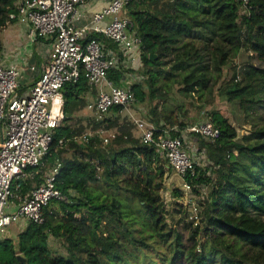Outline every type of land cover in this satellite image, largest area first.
Instances as JSON below:
<instances>
[{
  "label": "trees",
  "instance_id": "trees-1",
  "mask_svg": "<svg viewBox=\"0 0 264 264\" xmlns=\"http://www.w3.org/2000/svg\"><path fill=\"white\" fill-rule=\"evenodd\" d=\"M17 1L0 0V31L7 26L9 13L16 11ZM127 9L142 38V70L148 74V91L143 82L132 86L136 101L156 98L163 89L159 77L169 78L175 71L184 72L180 81L183 94L203 90L213 79L211 66L220 77L223 67L247 50L257 62L246 66L241 79L235 74L223 94L238 101L247 113L264 109V0L247 4L242 0H131ZM91 39L100 38L92 33L87 36ZM151 56L156 57L154 61ZM171 56L172 70L162 68ZM124 75L120 70L110 72L118 85L125 84ZM91 91L84 74L65 86V118L55 130L48 156L50 166L62 161L57 187L68 201L52 202L45 209V221L28 222L16 238L0 237V264H122L127 244L149 248L153 236L137 233V223L123 210L122 201L93 191L92 187L101 183L131 194L145 206L147 225L155 230L160 245L155 253L161 256L164 251L160 248L165 247L170 253L168 264H264V126L240 141L230 119L213 111L211 117L221 136L210 142L196 135L217 168L212 170L214 177L202 176L199 170L196 182L211 185L203 217L206 239L200 238L202 225L195 226L187 244L184 235L168 224L161 196L165 174L171 168L168 160L144 143L140 134L137 138L131 128L118 126L116 118L122 107H114L113 114L103 120L86 118V125L93 128L118 126L119 134L108 143L98 135L87 143L71 138L86 132V126L81 122L75 126L72 120L76 111L86 109ZM151 114L157 125L179 122L172 115L159 118L156 108ZM64 136L71 139L59 146ZM69 150L71 156H64ZM30 170L34 171L32 178L18 180L22 194L33 182L36 186L43 182L42 170ZM182 194L180 188H173L174 197ZM51 238L66 251L53 248ZM239 244L249 246L254 254L242 252ZM166 257H161L162 261Z\"/></svg>",
  "mask_w": 264,
  "mask_h": 264
},
{
  "label": "built area",
  "instance_id": "built-area-1",
  "mask_svg": "<svg viewBox=\"0 0 264 264\" xmlns=\"http://www.w3.org/2000/svg\"><path fill=\"white\" fill-rule=\"evenodd\" d=\"M130 1L111 0L92 16L89 24L82 23L81 10L88 0H18L16 11L9 13L7 25L12 21L27 25L31 42L47 40L51 48L44 61L27 63L26 68L19 64L22 48L14 51L16 55L12 59L4 46L0 48V236L11 224L25 227L30 221L43 223L45 209L52 202L68 201V196L57 187V175L62 167L59 159L48 167L43 182L26 194L20 192L18 184L19 179L34 176L30 169L41 170L48 166L55 130L65 118L64 88L67 84L77 82L84 74L92 90L100 87L86 107L95 120L111 116L114 107H122L124 111L136 102L132 86L143 81L136 71L141 59L142 38L127 15ZM108 17L110 21L103 23ZM91 29L102 34L104 39L87 40ZM4 56L8 57V63H3ZM114 70L124 72V85H118L110 77ZM25 72L36 74V77L28 84L32 82L31 90L21 92L25 87L22 86ZM134 123L143 142L155 147L168 160L181 179V191L196 195L195 199L187 198V203L192 209L193 226L202 225L205 208L198 203V192L208 184L198 183L196 179L200 176L199 170L202 176L214 177L212 170L217 166L207 150L193 146L196 144L191 139L200 135L215 142L221 136L220 128L211 116L176 131L175 127L137 118ZM98 136L104 143L109 142L103 129L98 130ZM92 137L93 134L86 131L71 138L87 143ZM71 138H60L59 146ZM201 161L204 168L199 166ZM162 194L165 199L164 191ZM165 194L174 196L173 189Z\"/></svg>",
  "mask_w": 264,
  "mask_h": 264
},
{
  "label": "rangeland",
  "instance_id": "rangeland-1",
  "mask_svg": "<svg viewBox=\"0 0 264 264\" xmlns=\"http://www.w3.org/2000/svg\"><path fill=\"white\" fill-rule=\"evenodd\" d=\"M127 14L129 15L128 9ZM7 26L0 31L1 48L3 47V43L1 42V40L6 38L8 30H10V28L12 27V25L8 27ZM15 55L16 53L9 52L8 57L9 59H12ZM8 57L4 56V58L2 59L3 63H8ZM19 57L21 58L23 57V55L19 54ZM168 60L169 61H167V64L164 65L162 68L166 70H172V66L174 65L173 56H171V58H169ZM250 62H257L256 59H253L252 52L247 50H241L238 55L233 58L232 62H229V64L223 67V71L221 72L220 77H217V73L213 72V68L211 66L213 79L207 88H204L200 91L198 90L188 92L187 95L181 92L180 81L182 75L184 74L183 71H175V75L170 76L169 78H165L161 75L159 77L158 84L161 85L163 89L156 93V98H147L143 102L136 101L129 105V109L132 108L130 109V113L127 109H125L120 113L118 118H116L118 126L123 125L127 126L128 128H131L133 135L138 138L140 133L136 124L134 123V119H142L148 123L154 124L151 120V117L153 116L151 112L155 108L158 112L157 115L159 118L161 117V114L172 115L174 118L177 117L179 121L178 123L172 125L162 123L165 124L164 126L169 128L175 127L176 129L174 131H176L177 129H182L192 124L202 122L208 119L213 111H220L223 115L228 117L230 119V122L236 127L238 132L237 140L241 141L243 140V136L251 134V132H253L255 128L264 126V109H259L255 112L250 111V113H247L246 110H243L241 108L240 103L238 101L228 100L226 96H224L223 91L228 88L227 85L233 80L235 74L238 73V75L243 76L244 70ZM209 64H211V61H209ZM136 68H138L136 69V71H138L140 74H143L144 77L141 75V77L143 78L142 82L145 83V90L148 91V83H146L148 74H145V72L142 70L143 62L141 59L138 60ZM147 69L148 67H146L145 70ZM31 78L32 74H30L29 72H25L24 78L22 79V86H25L24 91L31 90L33 84L27 85L30 83ZM242 83H244V81ZM99 90L100 87H98L94 91H91L87 95L88 100H92L91 97L94 95V93H97ZM87 116H90V118L93 117L92 113L87 108L76 111L72 123L75 126H78L81 122L84 126H86V131L91 132L93 136L98 135V130L103 129L109 140H112L115 135L119 134L118 126H114L112 128H107L106 124L98 128H93L92 125L87 126ZM76 120L78 122H76ZM180 122L184 123L183 127L179 124ZM196 138L197 137L194 136L191 141L196 144L193 146H198L200 148V145L197 143L198 139L196 140ZM71 154L72 151L69 150L64 153V156L69 157L71 156ZM167 163L169 164V162ZM200 164L201 165L199 166H201V168H204V166H202V161L200 162ZM49 166L50 165L48 164V166L44 167V170L41 169L44 174L47 172ZM164 185L166 187L162 189L161 196L163 195L162 193L164 191V200L166 202L167 209V222L170 226L175 227L178 231H180L184 235L185 242L189 244L188 240L191 236L193 227L195 226L192 225V209H190V205L187 203V198L195 199L196 195H186L183 192L181 196L174 197L172 196V194L171 196H167L165 194L167 190H172L175 187H181V179L177 176L172 167L169 168V170L165 174ZM32 186V188L36 187V182H33ZM92 188L96 194H100L101 196H109L110 198L116 197L117 199L121 200L123 203V210L125 209L126 212L129 214L131 213V215L133 216V220L137 223L135 225L138 230L137 233L140 235L150 234L153 236L150 237L149 242L151 244L150 247L146 250H142V248L137 249L134 245L127 244L125 246L127 258L122 264H168L170 253L165 252V247L160 248L161 251H164L160 253L161 256L155 253L156 250L160 247V245L159 243H156L157 237L154 236L155 230H153L150 225H147V222H149V216L146 212L145 206L140 203L138 198L133 197L131 194L125 193L124 191H117L114 186L108 185L106 183L94 185ZM210 190L211 185H205L198 192V203L201 204V206L204 208H206L207 206L206 199H209ZM25 227H20L19 224H11L5 229L4 233L0 237L10 236L16 238L18 233L22 231ZM203 230L204 221L202 219L200 234V238L202 241L206 239V234ZM51 245L53 246V248H56L60 251H66V248L60 242L56 241L53 238H51ZM239 246H241L242 252H245L247 254H254L253 250L249 249V246L244 244H239ZM161 257H166V259L162 261Z\"/></svg>",
  "mask_w": 264,
  "mask_h": 264
},
{
  "label": "crops",
  "instance_id": "crops-1",
  "mask_svg": "<svg viewBox=\"0 0 264 264\" xmlns=\"http://www.w3.org/2000/svg\"><path fill=\"white\" fill-rule=\"evenodd\" d=\"M110 1L111 0H88V2L81 8L84 14L82 23L89 24L92 16L95 13L102 11ZM108 21H110V17L106 18L105 22L103 23H106ZM10 25H12V27L10 28V30H8L6 38L1 40V42L9 52H14L21 48L23 49V57L19 58V64L21 65V67L26 68L27 63L40 64L42 61H44L46 59L47 53L51 48L50 42H48L47 40H36L35 42H31L27 36V25L18 22L9 24L8 26ZM92 33H97L100 38L98 40H103V35L93 29L90 30L87 36ZM35 77L36 74H32V78ZM94 95L91 98H93ZM130 109H127L129 113Z\"/></svg>",
  "mask_w": 264,
  "mask_h": 264
},
{
  "label": "water",
  "instance_id": "water-1",
  "mask_svg": "<svg viewBox=\"0 0 264 264\" xmlns=\"http://www.w3.org/2000/svg\"><path fill=\"white\" fill-rule=\"evenodd\" d=\"M155 58H156V57H154V56H151V59H152L153 61L155 60ZM197 139H198V138H196V140H197Z\"/></svg>",
  "mask_w": 264,
  "mask_h": 264
}]
</instances>
